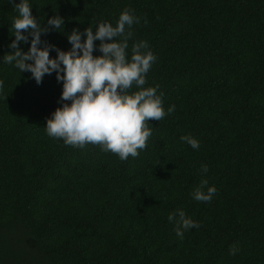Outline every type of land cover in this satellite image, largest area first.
<instances>
[{
  "label": "trees",
  "instance_id": "trees-1",
  "mask_svg": "<svg viewBox=\"0 0 264 264\" xmlns=\"http://www.w3.org/2000/svg\"><path fill=\"white\" fill-rule=\"evenodd\" d=\"M14 3L0 0V264H264V0H28L49 28L39 46L63 51L73 29L116 26L125 9L139 18L128 58L148 43L143 87L175 110L149 121L147 148L126 161L47 135L63 84L3 62ZM203 179L211 202L193 199ZM178 209L199 224L183 239L168 220Z\"/></svg>",
  "mask_w": 264,
  "mask_h": 264
},
{
  "label": "clouds",
  "instance_id": "clouds-1",
  "mask_svg": "<svg viewBox=\"0 0 264 264\" xmlns=\"http://www.w3.org/2000/svg\"><path fill=\"white\" fill-rule=\"evenodd\" d=\"M9 2L14 3V0ZM14 4L18 16L11 24L15 39L9 45L14 51L5 54L3 62L14 63L20 72H30L37 84L46 74L53 72L57 81L63 84L60 101L65 103L47 119V135L62 139L65 145L73 147L84 148L87 144L99 146L102 151L111 152L122 161L129 157L137 158L147 148L152 135L149 121H160L175 110L173 105L165 111L162 94H157L158 86L143 87L146 75L157 59L152 51L147 50L148 43H133L131 58H128V41L133 36L131 29L139 23V18L131 10L125 9L116 26L102 22L95 33L90 27L83 33L73 29L67 37L71 49L63 51L46 42L40 47L41 34L47 33L49 28L41 27L37 22L28 0ZM47 23L58 30L64 20L54 16ZM25 33L32 37L27 52L19 47L20 43L29 40ZM82 36L86 38L82 40ZM96 41H100L101 55L98 56L93 55L97 48ZM50 50L57 52L55 58L50 56ZM134 85L140 90L130 92ZM2 89L3 81L0 80ZM180 139L193 149H199L197 139L191 136ZM202 171L206 173L207 166H203ZM207 185L206 179L201 180L192 193L194 200L211 202L217 190L211 186L205 192L203 189ZM168 220L175 223V233L181 239L185 231L199 227L198 222L187 217L182 209L169 213ZM235 252V248L230 249V254L234 255Z\"/></svg>",
  "mask_w": 264,
  "mask_h": 264
}]
</instances>
